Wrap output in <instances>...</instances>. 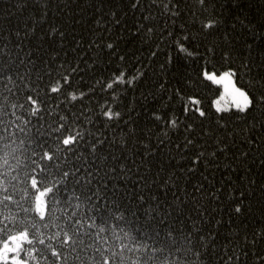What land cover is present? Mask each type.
I'll use <instances>...</instances> for the list:
<instances>
[{"label": "snow or ice", "instance_id": "6c2138e0", "mask_svg": "<svg viewBox=\"0 0 264 264\" xmlns=\"http://www.w3.org/2000/svg\"><path fill=\"white\" fill-rule=\"evenodd\" d=\"M121 3L125 12L132 10L133 19L136 20L127 33L128 39L123 36L115 40L109 38L106 44H96L99 51L92 49L90 43L85 52L93 51V55L89 56L93 63L83 61L84 53H80L76 57L75 68H71L68 53L61 55L60 49L66 46L70 30L85 19L83 10L78 5L71 2L53 4L52 0H11L0 11V36L4 37L0 41L4 45L0 49V57L5 52L8 56L0 71V83L12 86L3 89L10 94L14 88L20 91L17 82L22 89L34 94L27 95L25 100V103L35 105L31 116L35 117L47 105V101L55 98L63 89H75L77 84L73 83V79L81 73L95 76L99 72L101 78L96 80V84L112 91L114 103L115 99L126 95L125 89L129 86V90L140 88L139 95L133 97L134 103L129 106L127 113L103 111V116L109 118V123L112 122V117L127 115L123 125L127 131L119 132L118 141L117 129H110L111 140L107 139L108 125H105V131L95 134L81 129L77 112H69L59 100L55 107L47 106L48 115L56 117V127L51 129L56 135H51L52 145L45 146L47 141H41L36 146L43 148L44 154L40 156L39 152H32V156L36 158L32 160L35 165L32 171L43 173L47 163L53 160L54 153L60 150L59 146L65 149V163L76 147L84 149L74 158L71 170L64 171L62 184L57 182L55 190H50V195L54 196L57 204L62 202L61 197H66L70 205L75 202L74 206L81 220L73 224L63 216L65 223L57 227L66 230L65 247L76 244L75 237L82 234L81 230L85 236L91 233L89 238L93 243L88 247L92 248L93 255L89 257L90 260L94 261L95 254L99 252L103 257L102 264H219L218 260L213 259L218 250L214 243L218 232L209 227L212 213L208 209V200L215 203L219 195L228 193L231 198L226 204H221V207H227L229 223L233 222L232 216L254 214L257 209L260 216L264 217V42L259 46L254 40L248 42V37L256 36L264 28L250 21L243 13L230 16L220 0H175V3L160 0L146 5L143 0H121ZM232 4L239 6V0H232ZM119 9L120 5H117L116 10L111 12L116 25L120 23L115 19ZM50 10L59 15V23L52 26L50 32L42 27L38 29L36 18L44 21ZM25 16L28 17L27 20L24 19ZM161 19L165 23L158 28ZM29 22H32L31 28L28 27ZM52 23L49 21L50 26ZM37 30L42 34L39 37L36 36ZM13 37L20 43H12ZM32 37L36 38L35 45L31 43ZM136 38H140L142 46L147 39L150 55L139 57L141 63L135 74L126 78V72L121 70L118 74L113 72L110 76H105L100 63L107 67L117 57L123 63L129 55V40L134 42ZM99 39L93 37V41ZM25 40L29 42V51L21 59L18 54L22 51ZM57 40L59 45H54ZM121 40L124 41L122 46ZM79 43L80 41H76L77 45ZM13 47L16 54L12 52ZM71 51L75 53L77 48L73 46ZM174 51L187 55L174 56ZM105 56H108L107 61L104 60ZM145 59L148 60L147 64L143 63ZM58 60L61 61L59 65L56 64ZM66 60L67 66L63 63ZM81 63L84 64L83 68H80ZM20 68L26 69L23 75ZM44 69H47L46 73ZM33 70L36 72L35 79L31 76ZM241 74L247 77L246 84L240 83ZM104 80H107L106 84ZM138 80L142 83H138ZM115 82H119L120 86L113 91ZM210 84L220 85L222 90L211 100V107L205 108L204 102L208 97L206 90ZM78 95L83 98L86 93L79 92ZM68 97L75 100L77 93L67 92L65 101ZM193 101L197 106L189 108V102ZM225 105L237 111L224 112ZM16 107L13 105L14 119ZM103 107L110 109L111 105L105 104ZM232 117L235 119L232 120ZM22 123L27 125L30 120L23 119ZM241 123L242 128L232 127L233 124ZM73 124L78 129L74 134L71 132ZM117 128H121V125L118 124ZM66 129L69 133L66 135L71 136L70 141L59 136ZM133 141L136 146L147 151L139 157L133 153V158L138 160L134 173L127 170L126 161L119 164L121 172L127 171V179L135 181L133 188L129 190L126 184L121 187L118 182H114L119 179L115 167L110 170L112 176H109L106 167L108 158L104 153L109 148H119L121 157H124L125 150ZM165 141L168 145L167 152L172 153L169 159L176 156L182 161L186 159L192 165L191 168H180L178 171L174 169L168 174L167 181L162 176L164 167L154 159L162 160L166 155ZM197 141L201 143L197 144ZM237 143L239 147H236ZM210 145L213 151L207 152ZM196 147L202 151L196 153ZM241 148L244 150L241 151ZM220 152L231 161L230 165L225 164L226 171L244 169L240 186L237 187L235 181L228 183L231 180L228 176L219 181V188L213 187V191L208 192L202 183L208 177L201 173L197 182L188 188L187 181L198 170V161L204 159L208 164L207 158L218 159ZM184 153L193 154L185 158L182 155ZM93 165L95 169L90 170ZM59 166L57 158V167ZM253 166L260 171L253 172ZM250 173L252 178L248 179ZM181 180L185 181L183 186ZM70 181L71 189L68 187ZM214 183L213 174L208 184L213 186ZM146 190L155 195L145 196ZM4 199L12 198L9 196ZM0 214L5 216L0 221V264H33L32 256L37 249L27 252L25 248L30 242L29 228L17 225L15 218L8 219L11 209L2 202ZM72 219L75 220V216ZM84 219H87L86 225L83 223ZM189 222L191 230H188ZM216 224L218 227L222 226L219 220ZM59 235L60 231H57L53 238ZM252 235L253 239L247 246L264 252V221L261 222L259 236L255 232ZM247 239L246 234V242ZM96 244H101L102 247L96 248ZM115 246H118V252ZM73 251H76L75 247ZM253 254L255 259L251 264H264V256L256 251ZM53 255L57 264H61L62 260L66 264L67 254L61 257L59 251L53 250ZM38 260L39 258L37 264ZM227 264H233L232 255H228ZM235 264H240L238 258Z\"/></svg>", "mask_w": 264, "mask_h": 264}, {"label": "trees", "instance_id": "16d2710c", "mask_svg": "<svg viewBox=\"0 0 264 264\" xmlns=\"http://www.w3.org/2000/svg\"><path fill=\"white\" fill-rule=\"evenodd\" d=\"M10 2L11 0H0V11H2ZM68 2H71L73 5H78L79 8L83 10L82 14L85 17L84 20L80 21L79 25L74 26V28L70 30V34L66 37V46L60 49L61 55H63L64 52L68 53V59L71 60V68L76 67V57L79 56L80 53H84L82 57L83 61L88 64L93 63L92 60H89V56L93 55V51L89 50L85 52V50L89 48L90 43L92 44V49L99 51L96 49V44H106L109 42V38L115 40L116 38L123 36L124 39H128L127 33L132 28V25L136 23V20L133 19L132 10L129 9L125 12L121 0H52L53 4H65ZM150 2L158 3L160 0H143L145 5ZM163 2L168 3V0H163ZM171 2L175 3V0H171ZM220 3L228 10L230 16L243 13V15H246L250 21H253L261 28H264V0H239V6L233 5L232 0H220ZM117 5H120V9L119 14L115 19L120 21L119 25H116L115 20L111 17V12L116 10ZM24 19L27 20L28 17L25 16ZM77 19H80V17L77 16ZM136 19H139V17ZM36 20L38 29L42 27L50 32L51 27L56 26V24L59 23V15L50 10L44 21H39L38 17ZM49 21L53 22L51 26ZM164 23L165 21L161 19L159 21L158 28L162 27ZM21 27H23V24H21ZM28 27H32V22L28 23ZM41 35V32L37 30L36 36L39 37ZM93 37H99L100 39L93 41ZM3 39L4 37L0 36V41H3ZM153 39H155V37H153ZM253 40L257 46L261 45V43L264 42V31L258 33L256 36L248 37L249 43ZM76 41H80V43L77 45ZM36 42V38L32 37V45H35ZM12 43H20V41L13 37ZM123 43L124 41L121 40L120 46H122ZM54 45H59V41H55ZM73 46L77 48L75 53L71 51ZM3 47V43H0V49H3ZM152 48H155V44L152 45ZM32 50L34 51V48ZM127 50L129 51V55L123 63L119 61L118 57L111 60L107 67H105L103 63H100V67L104 68L103 74L105 76H110L113 72L118 74L119 71L123 70L126 72V78L131 77L135 74L137 66L141 63L139 57L150 55L147 39H145L143 46L141 45L140 38H136L134 42L129 40ZM28 51L29 42L28 40H25L24 47L18 55L21 59H23L24 53ZM12 52L13 54H16L14 47L12 48ZM173 55L187 54L174 51ZM7 59L8 56L5 52L3 56L0 57V71L3 70L6 63L5 60ZM159 59L160 58H158L157 62H159ZM104 60L107 61L108 56H105ZM97 62L99 63V61ZM60 63V60L56 61L57 65ZM63 63L67 66L68 61H63ZM143 63L147 64L148 60H143ZM237 63H239V61H237ZM83 67L84 64L81 63L80 68ZM25 70V68H20L21 75L25 73ZM209 70L211 71L212 69L209 68ZM44 71L46 73L47 69H44ZM64 74L68 73L64 72ZM31 76L32 79H35V70L32 71ZM56 78L58 79L59 77ZM100 78L101 75L99 72L95 76L84 75L81 73L73 79V83L77 84L75 89L66 88L63 89L62 92L57 93L55 98L47 101V105L45 104V107L41 109L35 117L30 115L31 110L35 107V105H31L30 102L25 103L27 95H34L31 91L22 89L19 82H17V87L20 88V91L14 88L12 94H10L3 89L5 87L11 88L12 86L0 83V202L7 204L11 209V214L8 215V219L15 218L17 225L27 226L29 228L30 242L26 244L25 248L27 252H31L33 248L37 249L35 254L32 256L33 264H37V258H39L38 264H57L53 255V250L59 251L61 257L67 254L68 260L66 264H102L103 257L99 252L95 254L94 261L89 259V257H92L93 255L92 248L88 247V245L93 243V240L89 238L91 233H89V236H85L83 235V230H81L82 234L79 237H75L76 244L65 247L64 233L66 230L59 229L57 225L65 223V220L62 218L63 216H66L73 224H75L76 221L81 220V216L76 211L74 201L72 202V205H70L66 197H61L62 202L57 204L55 203L54 196L50 195V190H55L57 182L62 184L64 171L71 170L74 158L83 152L84 149L82 147H76L75 151L68 156L67 163H65V149L62 146H59L60 150L54 153L53 160L47 163L46 170L43 173H34L32 171L35 167V165L32 164V160L36 159L32 156V152L37 151L40 156H43L44 154L43 148L36 146L41 144V141H47L45 146L52 145L53 142L51 140V135H56L51 132V129L56 127V123H54L56 117H50L48 115L47 106L55 107L57 100L61 101L63 106L69 109V112H77L80 116L78 123L81 129H86L95 134L96 132L105 131V125H108L109 130L106 132L107 139L111 140L112 133L110 129H117V141L119 139V132L121 130L127 131V128L123 127L124 121L127 119V115L112 117V122L109 123V118L103 116V111L111 110L113 112L119 111L121 113H127L129 106L134 103L133 97L139 95L140 88L129 90L131 87L129 86V88L125 89L126 95H121L118 99H115L114 103L112 91L102 88L100 85L96 84V80ZM27 79L28 78L26 77L25 82H27ZM45 79H47V76H45ZM78 81H80V83H77ZM137 82L142 83L139 80ZM104 83L106 84L107 80H104ZM240 83L246 84L247 77L241 74ZM119 86V82H115L113 91ZM32 87H35V84H32ZM220 90V85L210 84V87L206 90L208 97L204 102L205 108L211 107V100L214 99L216 95H219ZM72 91L77 93L76 99L73 100L71 97H68L67 101H65V94ZM79 92H85L86 95L81 98L78 95ZM89 93L91 94L89 95ZM105 104L111 105V108H102ZM13 105L17 106L15 109V119L12 116ZM195 106L197 105L194 101L189 102V108H193ZM84 109H87L88 111L84 112ZM213 111H215V109H213ZM232 111L237 110L234 108L224 109V112ZM135 114L136 113H132V115ZM177 115L179 116L180 114ZM97 117H99V119H97ZM23 119L30 120V123L27 125L23 124ZM231 119L234 120L235 118L232 117ZM118 124L121 125V128H117ZM17 125H19V127H17ZM232 127L242 128L243 123L233 124ZM229 130H231V128ZM77 131L78 129L76 128V125L73 124L71 132L74 134ZM66 134H69L67 129L65 132H60L59 136L65 141H70L71 136ZM200 143V141H197V144ZM174 144L175 139H173V145ZM153 146L155 147L154 141ZM182 146L183 145H181V147ZM216 147L218 148L219 146L217 145ZM236 147H239L238 143L236 144ZM167 148V141H165L164 151L166 155L163 156L162 160L154 157V159H156V163L161 164L165 169L162 173L164 181L168 180V174L174 169L178 171L180 168L192 167L191 164L186 162V159L182 161L176 156L169 159V156H172V153L167 152ZM240 150L243 151L244 149L241 148ZM144 151H147V149L136 146L133 141L125 150L124 157H121V151L119 148H109V151L104 153V155L108 158L106 167L109 170V176H112V172L110 171L112 168L115 167L117 170L116 175L119 179L114 180V182H118L121 187H124L126 184L129 190L133 188L135 181L133 179H127V171L121 172L119 164L125 163L126 161L127 170L134 173L136 170L135 165L138 163V160L133 158V153H135L136 157H139ZM200 151H202L201 148H195L196 153H199ZM211 151H213V147L210 145L207 148V152ZM192 154L193 153H184L182 155L187 158ZM113 157L120 159L114 160ZM57 158L59 160V164L61 165L59 167H57ZM207 159L208 164L205 163L204 159L198 161V170L195 173H192V179L187 181L188 188H191L192 184L197 182V178L200 177L201 173L208 177V180L213 178V174L215 175V183L213 186H209L208 180L202 181L208 192H212L213 187L219 188V181L228 176L231 177V180L228 181V183L235 181L237 187L240 186V177L245 174L243 168L239 170L226 171L225 164L230 165L231 161L230 159L225 158L223 152L219 153L218 159L211 157H208ZM256 163L258 164L259 161ZM80 167L83 168L82 165H80ZM94 169L95 165H93V169L90 170ZM259 171V168L253 166V172ZM101 175H103V170L101 171ZM247 178L251 179L252 174L250 173ZM149 179L151 180L152 178L149 177ZM184 183L185 181L181 180L182 186ZM68 187L69 189L72 188L71 181L69 182ZM39 194H41L44 203L43 214L39 213L36 206V200ZM144 195L151 196L155 195V193L148 192L146 190ZM180 195L181 198H183V192H181ZM9 196L12 198L11 200L4 199ZM230 198L231 197H229L228 193L224 192L223 195L218 196L215 203L208 200V209L209 212L212 213V223L209 227L216 229L218 232V235L214 239V243L217 245L218 250L213 259L218 260L219 264H227L228 255H232L233 264H235L237 258L239 259L240 264H251V262L255 259L253 254L254 251H256L259 255L264 256V252H259L258 249L253 250L247 246L253 239V232L259 236L260 225L261 222L264 221V217L260 216L259 210L257 209L254 214L246 213L241 214L239 217L232 216L231 220L233 222L229 223L230 217L228 209L227 207L222 208L221 204H226ZM147 206L148 205H145V207ZM73 216H75V220L72 219ZM4 218V214H0V221H3ZM217 220L221 222L222 226H217ZM83 223L86 225L87 219H84ZM188 230H191L190 222ZM57 231H60V235L53 238L55 237ZM203 234L204 233H201V235ZM246 234L248 237L247 242L245 241ZM95 246L96 248L102 247L101 244H96ZM73 247L76 248V251H73ZM115 247L118 252V246ZM209 250L211 251V249ZM165 255H167V252H165ZM173 259H175V256H173ZM117 260H119V255L117 256ZM61 264H65V262L62 260Z\"/></svg>", "mask_w": 264, "mask_h": 264}, {"label": "rangeland", "instance_id": "374dc122", "mask_svg": "<svg viewBox=\"0 0 264 264\" xmlns=\"http://www.w3.org/2000/svg\"><path fill=\"white\" fill-rule=\"evenodd\" d=\"M221 90H222V86H221ZM224 109H228V106L225 105ZM36 206H37V209H38L39 213L43 214V212H44V203H43V199L41 197V194H39L38 197H37Z\"/></svg>", "mask_w": 264, "mask_h": 264}]
</instances>
